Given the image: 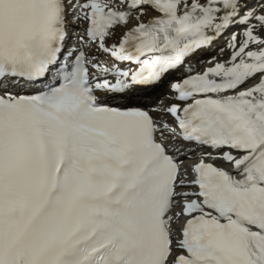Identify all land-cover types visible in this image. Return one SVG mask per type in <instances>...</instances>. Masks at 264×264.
<instances>
[{
	"label": "snow or ice",
	"instance_id": "obj_1",
	"mask_svg": "<svg viewBox=\"0 0 264 264\" xmlns=\"http://www.w3.org/2000/svg\"><path fill=\"white\" fill-rule=\"evenodd\" d=\"M0 264H264V0H0Z\"/></svg>",
	"mask_w": 264,
	"mask_h": 264
},
{
	"label": "bare ground",
	"instance_id": "obj_2",
	"mask_svg": "<svg viewBox=\"0 0 264 264\" xmlns=\"http://www.w3.org/2000/svg\"><path fill=\"white\" fill-rule=\"evenodd\" d=\"M230 52V51H229ZM205 53H203L200 57H197V59H196V62H199V59L204 55ZM231 54V53H230ZM229 59V56L227 57V58H218L217 60H215V61H211L208 65H206L204 68H206V67H214L215 66V63H219V62H225V61H227ZM163 85V84H162ZM162 85H160L159 87H157L156 89H154V90H152V92L149 94V98H148V100L149 99H152V98H154L155 96H157L159 93H160V91L162 90ZM169 89V88H168ZM13 92H15V91H13ZM170 94V93H169ZM161 102V101H160ZM159 102V103H160ZM162 102H163V104H169V102L168 101H165V100H162ZM158 103V104H159ZM157 105V104H156ZM190 190V189H189Z\"/></svg>",
	"mask_w": 264,
	"mask_h": 264
},
{
	"label": "rangeland",
	"instance_id": "obj_3",
	"mask_svg": "<svg viewBox=\"0 0 264 264\" xmlns=\"http://www.w3.org/2000/svg\"><path fill=\"white\" fill-rule=\"evenodd\" d=\"M158 104V103H157Z\"/></svg>",
	"mask_w": 264,
	"mask_h": 264
}]
</instances>
